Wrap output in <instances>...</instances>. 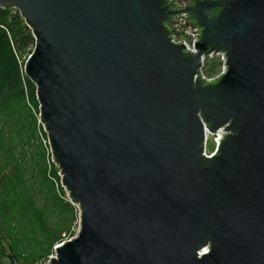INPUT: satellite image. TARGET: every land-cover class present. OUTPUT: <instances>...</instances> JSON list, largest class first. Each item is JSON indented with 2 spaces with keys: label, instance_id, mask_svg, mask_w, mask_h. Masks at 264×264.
I'll list each match as a JSON object with an SVG mask.
<instances>
[{
  "label": "water",
  "instance_id": "1",
  "mask_svg": "<svg viewBox=\"0 0 264 264\" xmlns=\"http://www.w3.org/2000/svg\"><path fill=\"white\" fill-rule=\"evenodd\" d=\"M35 46L24 64L78 233L50 264H264V0H0ZM225 51L221 78L198 77ZM227 125L219 152L205 132ZM11 264H21L12 256Z\"/></svg>",
  "mask_w": 264,
  "mask_h": 264
},
{
  "label": "trees",
  "instance_id": "2",
  "mask_svg": "<svg viewBox=\"0 0 264 264\" xmlns=\"http://www.w3.org/2000/svg\"><path fill=\"white\" fill-rule=\"evenodd\" d=\"M34 46L35 38L24 17L18 11H14L13 7H0V240H2L0 257H3L5 252L1 244L7 241L11 247L10 252L13 251L12 254L21 264L29 263L25 262L27 258L25 260L21 258L25 255L23 251L21 249L18 251L19 245L12 222H15L18 216L33 215L34 219L39 218L40 221L42 217L44 227L51 226L46 219L47 211L37 213L34 208V206L37 208L36 199L41 203L45 197L35 195L36 190L43 188L35 186L34 183L41 182L36 181L34 175L29 172L40 166L42 160L32 161L28 153L29 143L36 136L37 127L36 120L32 121L30 116L23 113L31 106L39 109L36 83L24 69L25 61ZM219 67V58H211L207 60L204 72L208 76H213ZM44 165L46 166L43 163V167ZM22 172L24 174H21ZM23 175H26V179L22 178ZM74 209L72 207L71 226L59 223L57 228L52 226L44 230V237L40 240L42 246H39L41 249L39 256L37 258L31 256L34 262L30 264H45L54 253L55 242L74 237L73 225L77 222ZM55 222L53 224H58V221Z\"/></svg>",
  "mask_w": 264,
  "mask_h": 264
},
{
  "label": "rangeland",
  "instance_id": "3",
  "mask_svg": "<svg viewBox=\"0 0 264 264\" xmlns=\"http://www.w3.org/2000/svg\"><path fill=\"white\" fill-rule=\"evenodd\" d=\"M36 97H37V93H36ZM31 107L25 109L23 113L30 116L32 121L35 122L36 120L37 137L34 136L36 138L33 139L34 138L33 137L32 140L30 141L28 146V153L29 155H31L32 161H36L39 159L42 160L41 163L42 165L41 164L40 166L38 165L34 171L30 170L29 173L34 175L36 181L41 182V183H34L35 186L36 187L41 186L43 188L40 190H36L35 195L37 197H42V198L45 197L41 203L36 199L37 208L35 206L34 208L37 213L38 211H43V210L47 211L48 217H46V219L48 220V222H50L51 226L44 227L43 225H45V223L43 222L42 217H40L41 218L40 221L39 218L34 219L33 215L28 217L18 216L15 222H12V224L14 223V230H15L14 234L17 238V242L19 245V249H18V245H17V249L18 251L20 249L23 251L25 255L24 257L21 256V258H23V260L27 258L25 262H28L29 264L30 262H34L31 256H36V258L39 256V253L41 251L39 246H42L40 244V240H42L44 237V230L52 226L54 228H57V226L60 225L59 223H64L66 225L71 226V222L73 221L72 207H74L75 217L77 218V222L75 223V225H73L75 226L74 227V236H75L79 231L80 216H81V211L79 206L77 204L72 203L69 192L62 184V175L58 164L54 161L53 153L48 139V133L45 130L44 125L40 121V109H38L36 106L34 108ZM38 116L39 119L37 120ZM40 124L43 127L42 126L40 127ZM207 148L209 150L213 148L212 137L208 141ZM43 163L46 164V166L44 165V167L46 168L43 167ZM31 167L33 166L31 165ZM21 174L24 173L22 172ZM22 178L26 179V175L25 176L23 175ZM55 221H58V224H53L56 223ZM63 241L65 240H62L60 242H55L53 246V250H55L56 246ZM1 246L6 247L8 252H10L9 249L11 247L9 243H7V241H3ZM12 252H10V255L12 254ZM8 262L9 259H4V263L8 264Z\"/></svg>",
  "mask_w": 264,
  "mask_h": 264
},
{
  "label": "built area",
  "instance_id": "4",
  "mask_svg": "<svg viewBox=\"0 0 264 264\" xmlns=\"http://www.w3.org/2000/svg\"><path fill=\"white\" fill-rule=\"evenodd\" d=\"M177 4L179 5V9H185L186 3L184 1H178ZM14 8V7H13ZM14 11H20L16 8H14ZM175 23L173 25V30L175 33L171 35V42L174 44H184L185 48L188 52L195 53L197 51L196 49V43L199 40V37L197 36L199 34L200 29L198 27H192L190 26V20L188 18V14L186 11H180L176 17H175ZM219 58L220 60V67L218 72L213 76H208L204 72V67L208 59L211 58ZM227 69V56L225 51H212L207 56L202 57V68L200 69V73L198 77L206 82L215 81L219 78H221L223 75H225ZM224 128H227V125L219 128L215 132H211L208 129H206V136L203 144V156L207 158H211L215 156L219 152V147L222 143V140L225 138V135L229 134L230 131L224 130ZM212 137L213 141V148L208 149L207 144L209 139ZM51 256H49L48 260L45 264H50Z\"/></svg>",
  "mask_w": 264,
  "mask_h": 264
},
{
  "label": "flooded vegetation",
  "instance_id": "5",
  "mask_svg": "<svg viewBox=\"0 0 264 264\" xmlns=\"http://www.w3.org/2000/svg\"><path fill=\"white\" fill-rule=\"evenodd\" d=\"M178 1H184L185 3H186V6L187 7H191L192 6V0H171V2L172 3H174L175 4V8H176V10H179L180 11V9H179V5L177 4V2ZM190 22H192V20L190 19ZM5 252H3L4 253V256L3 257H0V264H6V263H4V259H9V262H8V264H11V261H10V258H11V256L14 258V259H16L15 258V256L13 255V254H11L10 255V252H8V250H6V247H1ZM16 260H18V259H16ZM19 261V260H18ZM20 262V261H19Z\"/></svg>",
  "mask_w": 264,
  "mask_h": 264
}]
</instances>
